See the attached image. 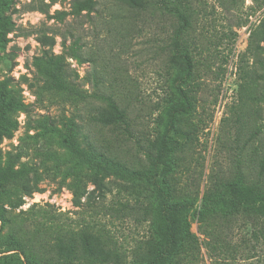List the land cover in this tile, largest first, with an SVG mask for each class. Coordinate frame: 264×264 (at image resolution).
<instances>
[{"label":"rangeland","instance_id":"obj_1","mask_svg":"<svg viewBox=\"0 0 264 264\" xmlns=\"http://www.w3.org/2000/svg\"><path fill=\"white\" fill-rule=\"evenodd\" d=\"M50 1L14 0L3 11L13 30L0 47V82L10 83L7 90L27 105V112L11 115L18 126L0 142L1 166L10 156L18 171L32 167L40 177V192L22 196L12 181L0 188V249L15 244L21 251L46 256L59 239L69 241L87 232L130 263L138 250L148 249L147 208L153 186L111 175L105 179L103 196L91 192L90 169L69 154L50 127L61 129L71 120L77 143L88 157H106L131 170L144 166L145 152L157 138L158 122L173 96L171 80L179 66L171 45L175 20L164 9L140 11L118 1L97 0L93 11L61 21L36 8ZM182 1L191 12L184 38L195 64L198 100L185 124L192 141L179 153L178 167L167 182L173 199H196L188 213L191 230L200 238L205 237L200 228L215 231L225 248L212 258L203 248L200 259L189 264H264V218L236 202V197H252L246 184L256 179L264 158V102L250 103L246 99L256 88L240 87L241 70L264 57V38L251 35L262 18L264 0ZM56 9L68 10L69 0L49 7L51 14ZM41 32H56L52 50L57 54L63 52L62 37L69 47L78 42L82 63L66 54L67 82L73 90H47L32 65L43 49ZM258 40L261 52L252 48ZM107 99L125 110L127 124L99 121ZM212 172L231 180L221 210L233 205L235 214L224 218L218 213L201 223L196 211ZM239 175L242 183L234 182ZM74 189L81 193L78 207L73 205Z\"/></svg>","mask_w":264,"mask_h":264},{"label":"trees","instance_id":"obj_2","mask_svg":"<svg viewBox=\"0 0 264 264\" xmlns=\"http://www.w3.org/2000/svg\"><path fill=\"white\" fill-rule=\"evenodd\" d=\"M126 4L136 10H146L155 7L154 10H166L175 20L173 39L171 42L175 61L178 69L171 80L173 96L168 102L163 115L158 122V135L152 141L150 151L145 152L146 164L138 169L131 170L117 161L106 157H88L80 149L76 139V125L71 120L62 123L61 129L50 127L61 138L60 144L65 147L73 158L87 165L91 171L90 180L94 186L91 192L97 190L99 196H103L106 190L105 179L113 175L123 180H139L150 184L154 188L153 199L149 203L147 212L150 216L151 237L146 241L147 251L138 250L134 259L127 263L123 260V254L102 242L91 233L82 232L73 240L59 239L52 248V253L46 256H34L21 251L19 245H9L0 249L1 264H189L201 257L204 248L209 258L218 252H224L223 243L218 239L215 231L200 228L199 233L209 237V240L200 238V235L191 230V221L188 213L195 205V198L183 197L176 200L172 198L171 188L167 178L178 167L179 153L188 148L192 141L191 130L185 128L187 116L194 110L198 97L194 83L195 64L188 42L184 38L191 24V12L189 5L182 0H114ZM186 2V1H185ZM14 0H0V47L8 42L7 34L13 29V23L9 16L3 15ZM57 3L51 0L43 2L38 10L49 18L63 21L67 16L79 17L83 13L94 10L97 0H69L68 10L56 9L53 14L49 7ZM252 36L258 39L264 38V10L260 22L251 31ZM56 32L47 35L41 32L38 41L43 45L40 55L32 59V65L42 77L46 89L55 92L70 91L73 88L67 82L69 76V63L67 56L77 63H82L78 42L73 41L72 46L66 45L65 37H62L61 46L65 53H54L52 48L56 44ZM252 48L261 52L259 41ZM77 75V73L75 72ZM24 82L29 83V77H24ZM9 82H0V142L12 135L13 129L18 125L11 118L15 111L27 112V105L15 95H11L7 87ZM240 87L255 89L246 99L252 104L264 102V57H256L240 75ZM99 121L103 124H127V114L124 109L107 99V108L102 111ZM15 159L8 157L7 164L1 166L0 161V188H4L9 182L19 186L22 196H31L34 192H40V177L32 167H23L20 171L14 168ZM264 158L257 173L256 179L246 187L252 191V197H236L237 203L246 205L249 214L264 218ZM237 177V176H236ZM244 178V177H243ZM242 175L234 182L242 183ZM199 208L196 211L198 222L204 223L214 219L220 213L224 218H231L235 214L233 205L227 210H221L225 200L224 189L231 185V180L224 179L217 172H212L207 180ZM21 198V197H20ZM20 203L16 206L21 205ZM73 205L80 206L81 193L73 190Z\"/></svg>","mask_w":264,"mask_h":264}]
</instances>
